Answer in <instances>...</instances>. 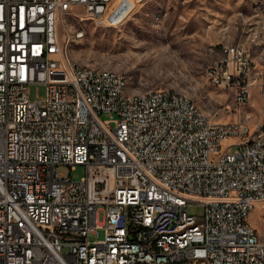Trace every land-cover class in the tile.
Returning <instances> with one entry per match:
<instances>
[{
  "label": "built area",
  "instance_id": "1",
  "mask_svg": "<svg viewBox=\"0 0 264 264\" xmlns=\"http://www.w3.org/2000/svg\"><path fill=\"white\" fill-rule=\"evenodd\" d=\"M114 1L0 0V264H264L249 222L264 202V123L200 117L163 89L137 103L122 77L63 59L65 16L102 19ZM223 53L209 80L244 108L250 55ZM33 85L47 86L44 106Z\"/></svg>",
  "mask_w": 264,
  "mask_h": 264
},
{
  "label": "rangeland",
  "instance_id": "2",
  "mask_svg": "<svg viewBox=\"0 0 264 264\" xmlns=\"http://www.w3.org/2000/svg\"><path fill=\"white\" fill-rule=\"evenodd\" d=\"M59 35L68 62L126 76L130 94L173 90L212 121L264 123V0H115L102 19L75 9L65 16ZM226 46L250 55L251 101L244 108L238 106L235 90L214 87L209 80L225 58ZM56 77L64 79V71L59 69ZM30 99L44 106L47 86H31ZM59 172L74 181L87 174L83 166H63ZM188 212L202 217L204 208L196 205ZM249 221L264 241V202Z\"/></svg>",
  "mask_w": 264,
  "mask_h": 264
},
{
  "label": "bare ground",
  "instance_id": "3",
  "mask_svg": "<svg viewBox=\"0 0 264 264\" xmlns=\"http://www.w3.org/2000/svg\"><path fill=\"white\" fill-rule=\"evenodd\" d=\"M83 34V33H81ZM79 36V35H78ZM241 54H247L244 50H241ZM63 59H65V62H68V60L65 58V56H63ZM73 64H80L78 62H72ZM81 68H83L84 70H89V71H93L94 73H96V75H103L106 77H122V92H124L126 94V96H130L132 97L134 100L137 101V103H146L147 100L150 99V92L148 93H144V94H130L128 92V80L126 78V76L109 71V70H101L92 66H86L81 64ZM165 90V95L167 96H172V97H176L178 99H180V101H185L187 103H192V107L193 110H195V112H199L200 117H207V115L204 113V111L197 106L190 98L183 96L181 94H179L176 91L173 90Z\"/></svg>",
  "mask_w": 264,
  "mask_h": 264
},
{
  "label": "crops",
  "instance_id": "4",
  "mask_svg": "<svg viewBox=\"0 0 264 264\" xmlns=\"http://www.w3.org/2000/svg\"><path fill=\"white\" fill-rule=\"evenodd\" d=\"M253 212V211H252ZM252 214V213H251ZM251 216V215H250ZM250 218V217H249ZM250 222V221H249ZM252 224V223H251ZM253 225V224H252ZM254 226V225H253Z\"/></svg>",
  "mask_w": 264,
  "mask_h": 264
}]
</instances>
